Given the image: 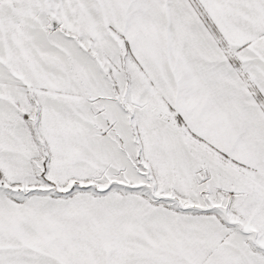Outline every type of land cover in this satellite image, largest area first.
<instances>
[{
  "label": "snow or ice",
  "instance_id": "snow-or-ice-1",
  "mask_svg": "<svg viewBox=\"0 0 264 264\" xmlns=\"http://www.w3.org/2000/svg\"><path fill=\"white\" fill-rule=\"evenodd\" d=\"M0 264H264V0H0Z\"/></svg>",
  "mask_w": 264,
  "mask_h": 264
}]
</instances>
